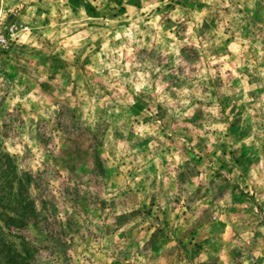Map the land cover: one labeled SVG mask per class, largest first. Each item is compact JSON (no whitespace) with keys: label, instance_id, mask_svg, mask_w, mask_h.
Listing matches in <instances>:
<instances>
[{"label":"rangeland","instance_id":"374dc122","mask_svg":"<svg viewBox=\"0 0 264 264\" xmlns=\"http://www.w3.org/2000/svg\"><path fill=\"white\" fill-rule=\"evenodd\" d=\"M3 6L28 29L0 50L2 248L264 264V0Z\"/></svg>","mask_w":264,"mask_h":264},{"label":"built area","instance_id":"2783aa9c","mask_svg":"<svg viewBox=\"0 0 264 264\" xmlns=\"http://www.w3.org/2000/svg\"><path fill=\"white\" fill-rule=\"evenodd\" d=\"M27 29L28 25L11 16L0 0V50L8 48Z\"/></svg>","mask_w":264,"mask_h":264},{"label":"trees","instance_id":"16d2710c","mask_svg":"<svg viewBox=\"0 0 264 264\" xmlns=\"http://www.w3.org/2000/svg\"><path fill=\"white\" fill-rule=\"evenodd\" d=\"M32 204V203H28ZM8 220L11 221H17L18 223H23L21 218H15V217H10L7 216ZM21 223V225H22ZM7 245V242L0 239V264H31V253L30 249L33 247L31 244H23L21 245V248L18 250L16 247H12L9 245L8 249H4ZM4 247V248H2Z\"/></svg>","mask_w":264,"mask_h":264},{"label":"crops","instance_id":"0c3cea01","mask_svg":"<svg viewBox=\"0 0 264 264\" xmlns=\"http://www.w3.org/2000/svg\"><path fill=\"white\" fill-rule=\"evenodd\" d=\"M7 1H9V0H7Z\"/></svg>","mask_w":264,"mask_h":264}]
</instances>
